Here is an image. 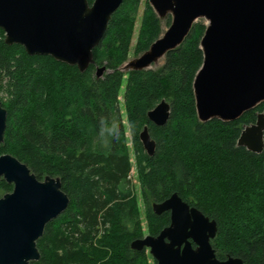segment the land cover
Segmentation results:
<instances>
[{
	"label": "trees",
	"instance_id": "1",
	"mask_svg": "<svg viewBox=\"0 0 264 264\" xmlns=\"http://www.w3.org/2000/svg\"><path fill=\"white\" fill-rule=\"evenodd\" d=\"M141 6L142 0L124 1L84 73L7 45L0 29V99L8 112L0 156L16 157L39 180L60 178L70 198L66 212L38 240L41 259L31 264H149L147 250L131 249L145 237L131 151L148 235L158 236L171 223L170 212L156 215L153 205L178 194L217 222L211 244L218 259L264 264V150L255 154L238 146L244 127L264 113V102L231 123L199 121L194 81L204 61L205 23L194 24L162 67L122 71ZM162 34V20L147 1L135 55ZM103 66L107 70L98 78ZM163 100L171 117L157 127L148 113ZM145 127L156 142L153 156L140 141ZM12 191L13 185L0 181V197Z\"/></svg>",
	"mask_w": 264,
	"mask_h": 264
},
{
	"label": "water",
	"instance_id": "2",
	"mask_svg": "<svg viewBox=\"0 0 264 264\" xmlns=\"http://www.w3.org/2000/svg\"><path fill=\"white\" fill-rule=\"evenodd\" d=\"M125 0H0V29L5 43L21 45L29 56H50L86 72L113 15ZM160 20L172 17L168 30L121 70L143 71L178 49L199 19L206 20L201 40L204 61L194 81L196 110L202 123H231L264 102V0H149ZM106 67L97 69L101 78ZM8 112L0 100V146ZM171 105L163 100L148 113L157 127L167 125ZM140 141L149 156L156 151L148 127ZM238 146L255 154L264 150V113L245 126ZM13 191L0 197V264H31L41 259L37 242L48 224L70 205L60 178L39 180L10 154L0 156V181ZM156 215L170 212L171 223L158 236L132 242L131 249L150 253L157 264H244L239 257L220 260L211 242L218 224L178 194L153 205Z\"/></svg>",
	"mask_w": 264,
	"mask_h": 264
},
{
	"label": "rangeland",
	"instance_id": "3",
	"mask_svg": "<svg viewBox=\"0 0 264 264\" xmlns=\"http://www.w3.org/2000/svg\"><path fill=\"white\" fill-rule=\"evenodd\" d=\"M149 1V0H142V6H141V10L139 12V16H138V22H137V26L135 28V33H134V36H133V42H132V46H131V49H130V52H129V59L128 61H131L135 58H137L138 56L135 55V46H136V42H137V39H138V35H139V32H140V23H141V16L143 14V11L145 9V4L146 2ZM169 22V24H168ZM171 22H172V17L170 16L168 19L166 20H163L162 21V29H163V34L166 30H168V28L170 27L171 25ZM205 23L207 24L206 20L204 19H199L196 23ZM165 62V58L162 59L158 65H153L151 67V69L153 70H156L160 67L163 66ZM3 95L0 94V98H2ZM1 100V99H0ZM124 122L126 123V118L124 119ZM128 137H129V134H128ZM130 148H131V143H130ZM131 161L133 163V169H132V172H131V180H132V184H133V187L139 197V206H140V211H141V214H142V221H143V230H144V234L145 236L148 235V228H147V223H146V220H145V204H144V201H143V198H142V194H141V189H140V186L138 184V181H137V174H136V168H135V156H134V153L131 151ZM147 255L149 256V264H157L155 259L153 258V256L151 255L150 253V249L147 250Z\"/></svg>",
	"mask_w": 264,
	"mask_h": 264
},
{
	"label": "clouds",
	"instance_id": "4",
	"mask_svg": "<svg viewBox=\"0 0 264 264\" xmlns=\"http://www.w3.org/2000/svg\"><path fill=\"white\" fill-rule=\"evenodd\" d=\"M110 131H111V134L113 135V137H115L119 132L118 126L115 123H113L111 125Z\"/></svg>",
	"mask_w": 264,
	"mask_h": 264
}]
</instances>
